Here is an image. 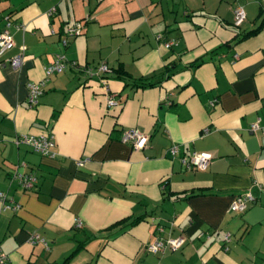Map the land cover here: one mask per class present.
Instances as JSON below:
<instances>
[{
  "label": "crops",
  "instance_id": "0c3cea01",
  "mask_svg": "<svg viewBox=\"0 0 264 264\" xmlns=\"http://www.w3.org/2000/svg\"><path fill=\"white\" fill-rule=\"evenodd\" d=\"M230 1L0 0L12 40L0 54V190L17 203L0 201L2 264L58 262L82 240L67 264H264V0H233L238 25ZM55 55L64 67L44 75ZM117 67L153 83L123 84ZM41 79L28 106L26 84ZM131 126L148 135L140 148L120 138ZM44 131L51 155L13 139ZM191 150L209 154L203 169L181 160ZM241 192L252 200L229 210ZM157 235L183 241L151 252Z\"/></svg>",
  "mask_w": 264,
  "mask_h": 264
},
{
  "label": "built area",
  "instance_id": "2783aa9c",
  "mask_svg": "<svg viewBox=\"0 0 264 264\" xmlns=\"http://www.w3.org/2000/svg\"><path fill=\"white\" fill-rule=\"evenodd\" d=\"M53 10V7H49L47 12L50 13ZM244 17L243 9L236 5L232 9V23L233 24H239L241 20ZM64 32L66 34H74L78 32V23L77 21H72L69 24H67L64 28ZM61 42H65V38H61ZM172 40H166L163 42L165 46L170 44ZM12 44L11 37L7 31L6 28H2L0 31V54L4 52L5 49L9 48ZM234 56H236L235 53H233ZM7 63L12 66L16 67L20 63V54H12L9 55L7 58ZM68 62V61H67ZM66 61L62 59L61 56L55 55L51 61H49L47 64L43 66V73L44 75H48L51 72L58 71L62 69L65 65ZM70 65H74L73 61L68 62ZM109 70L108 66L104 63H100L95 67L96 73H103L105 74ZM88 73H90L89 70H87ZM104 78V77H103ZM101 78V82L103 83L105 79ZM41 84L42 79L37 81H28L27 86V94H26V104L28 106L33 105L36 102L37 96L41 91ZM106 86V84L104 83ZM107 89V86H106ZM116 100L112 97V94L107 93L106 96V104L112 105L115 104ZM251 126H255L254 123H251ZM147 133L139 130L136 127H127L122 130L120 138L122 140H128L131 145L135 148H140L144 145V143L147 140ZM13 139L15 142H22L29 146L31 149L42 153V154H52V146L54 144L52 135L48 131L39 132L36 134L31 133H21L19 135H14ZM177 151V148L175 145H170L168 147V152L170 154H175ZM209 159V154L205 151H196L191 150L189 154L186 157H181V160L186 166H191L193 168L203 169ZM9 179L16 181L17 184H19L22 188H30L34 182V175L30 172H22L18 171L16 168H12L9 173ZM3 199H5L4 192L0 190V201H1V207H11L15 208L17 206V203H8L3 202ZM252 200V195L249 192H241L237 193L229 202L227 208L231 211H241L245 208L246 203ZM75 225H79V221H75ZM158 230H161V227H158ZM223 239L228 238V233L223 232L222 233ZM43 240L42 238H39L36 233L30 234V240ZM183 241L182 235H177L174 237H161L159 235L155 236L150 242L146 244L147 250L151 252H158L163 249V247L167 246L169 248L177 247L181 244ZM6 259V253L1 249L0 247V264L4 262Z\"/></svg>",
  "mask_w": 264,
  "mask_h": 264
},
{
  "label": "trees",
  "instance_id": "16d2710c",
  "mask_svg": "<svg viewBox=\"0 0 264 264\" xmlns=\"http://www.w3.org/2000/svg\"><path fill=\"white\" fill-rule=\"evenodd\" d=\"M261 20H262V18L260 19L259 23H262ZM231 23H232V21H231ZM259 23H258V25H259ZM234 25H238V24H234ZM258 25H256L255 27L249 28L246 31L242 32L240 36H245V35L250 34L253 31H255L257 29ZM196 62H198V61H196ZM112 77L122 80L123 84H129L132 86H145V85H149V84L153 83V81H151L150 79L147 78L148 76L131 77L121 67L115 68V72L113 73ZM135 218L136 217H132L131 219H128L127 221L132 222L133 220H135ZM124 219H125L124 217L119 218V219H115L110 225L120 224L122 221H124ZM83 244H84L83 240L78 241L76 246L68 254L63 256V258L60 261H58V262L52 261V262H48L47 264H67V261H68L70 255L75 250H77L78 248H81L83 246Z\"/></svg>",
  "mask_w": 264,
  "mask_h": 264
},
{
  "label": "rangeland",
  "instance_id": "374dc122",
  "mask_svg": "<svg viewBox=\"0 0 264 264\" xmlns=\"http://www.w3.org/2000/svg\"><path fill=\"white\" fill-rule=\"evenodd\" d=\"M232 5H233V7L236 5V2H234L233 0L230 1V11L233 9ZM261 15H262V13H261ZM260 17H259V19H260Z\"/></svg>",
  "mask_w": 264,
  "mask_h": 264
}]
</instances>
